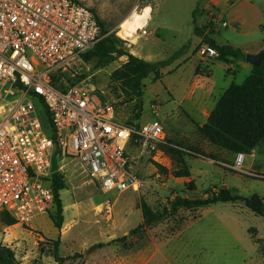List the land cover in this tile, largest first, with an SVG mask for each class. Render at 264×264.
<instances>
[{
    "label": "rangeland",
    "instance_id": "374dc122",
    "mask_svg": "<svg viewBox=\"0 0 264 264\" xmlns=\"http://www.w3.org/2000/svg\"><path fill=\"white\" fill-rule=\"evenodd\" d=\"M76 1L92 9L105 36L122 39L121 46L131 54L150 62H166L159 68L163 78L157 79L152 74L142 81L141 108H138L137 100L122 103L124 96H119L121 91L110 80L112 72L126 59H116L96 71L92 69V63H82L78 69L80 73L91 70L93 83L114 105L123 122H132L138 114H141L142 123L160 120L165 127L166 144L160 145L155 153L142 149L135 141L130 145V169L140 181L138 190L105 192L97 179L82 173L76 159L59 157V171L67 183L61 192L64 205L85 206L76 216V224L65 237L66 241L58 247L59 256L77 252L85 255L89 246L83 241L105 242L112 234L119 238L121 248L133 247L138 238L156 240L159 247L170 250H167V260L171 264H264V211L255 213L241 201L218 202L194 209L179 208L152 224L141 217L146 207L153 211L166 206L172 208V202L179 196L205 199L222 188L242 196L257 194L264 202V179L232 169L230 166L234 162L224 158L227 152L210 144L197 132L198 125L207 121L204 109L211 112L224 91L232 83L242 84L252 69L236 66L234 73L227 72L201 60L196 54L201 37L194 30L195 26L205 30V26H210L215 19L219 33L210 34L211 37L221 43L231 41L244 51H256L264 47V28L251 36L240 35L234 31L237 24L229 20H240L247 14L250 22L260 18L264 25V12L260 11L262 17L259 16L254 5L230 8L227 0H213V3L212 0ZM252 1L257 4L259 0ZM134 11L152 14L146 27L150 32L148 36H141L139 28L131 36L124 35L121 24ZM223 20L230 24L223 27ZM199 68L203 73L210 71L211 74L198 73ZM38 111L43 118L44 130L50 135L51 126L40 105ZM221 162L230 164L225 166ZM244 168L255 174L264 172V144L246 155ZM181 170H188L190 175L177 177L175 173ZM66 212L67 216L74 215L72 207ZM3 225L0 217V244L5 238ZM49 225L52 234L46 232L47 237L52 235L53 239H58V229L52 223ZM124 236L127 239L122 240ZM41 253L43 264L55 263L53 248ZM33 258L35 255L24 261L16 257V261L32 264ZM81 258L75 260L81 262ZM151 264L168 263L157 255Z\"/></svg>",
    "mask_w": 264,
    "mask_h": 264
},
{
    "label": "built area",
    "instance_id": "2783aa9c",
    "mask_svg": "<svg viewBox=\"0 0 264 264\" xmlns=\"http://www.w3.org/2000/svg\"><path fill=\"white\" fill-rule=\"evenodd\" d=\"M147 26L148 21L139 27L141 36L150 34ZM103 37L94 11L76 0H0V213L22 224L49 213L55 144L60 156L76 159L105 192L140 187L130 169L135 135L150 153L166 144L160 120L140 121L138 127L123 122L91 72H79L80 64H88L83 55ZM197 53L206 62L219 56L206 42ZM120 59L127 62L128 56ZM41 101L54 137L44 130ZM246 155L237 154L230 167L264 179V172L245 170Z\"/></svg>",
    "mask_w": 264,
    "mask_h": 264
},
{
    "label": "trees",
    "instance_id": "16d2710c",
    "mask_svg": "<svg viewBox=\"0 0 264 264\" xmlns=\"http://www.w3.org/2000/svg\"><path fill=\"white\" fill-rule=\"evenodd\" d=\"M197 12L198 8L194 11L195 16ZM100 26L104 37L93 50L83 55V60L86 63H92V69L96 71L103 66L109 65L116 59L118 60L121 56L127 55V62L112 72L110 80L115 85V88L121 91V95L119 96H124L122 103H129L134 100L138 101V98L143 95L144 83L142 81L152 74L157 79L161 78L159 68L164 66L166 62H150L131 54L121 46L122 39L114 35L105 36L101 23ZM194 30L199 36L203 37L206 43L217 49L219 53V56L216 58L217 60L227 63L232 60H246V54L239 48H234L231 45L217 44L216 41L203 34V28L195 26ZM85 75L87 76V74L81 75L79 80L83 79L81 77L85 78ZM41 107L44 118L50 124L52 130L50 115L43 103ZM139 107L141 108L138 102ZM140 118L141 114H138L135 120L125 123L138 127L137 122L140 121ZM197 132L210 144L223 149L229 154L235 155V157L239 153L251 154L254 149L264 144V57L257 66H253L252 72L242 84L232 83L224 91L216 107L208 116L207 121L203 125H198ZM50 136L54 137L53 131H51ZM134 141L137 142L136 135L132 142ZM59 157H61L60 149L56 146V156L54 157L52 166L53 173L49 178L54 192V200L48 214L55 226L61 229L64 223L61 192L67 187V183L65 176L59 171V163H57ZM175 174L177 177H188L190 175L188 170H181ZM190 183L194 188V184ZM237 201L243 202L246 207L255 213L262 214L264 211V202L257 194L242 196L233 193L228 188H222L205 199L179 196L172 202V208L166 206L162 210L153 211L146 207L143 209V217L149 224H152L163 220L168 214L179 208L194 209L218 202L228 203ZM0 217L3 224L7 226L18 223L8 212H1ZM123 239H127V237L124 236ZM46 244L49 246L48 249L53 248L55 250L54 256L58 264L82 257V254L77 253L68 257L59 256L58 247L60 240L48 241ZM0 264L20 263L16 261L15 253L11 248L0 244Z\"/></svg>",
    "mask_w": 264,
    "mask_h": 264
},
{
    "label": "crops",
    "instance_id": "0c3cea01",
    "mask_svg": "<svg viewBox=\"0 0 264 264\" xmlns=\"http://www.w3.org/2000/svg\"><path fill=\"white\" fill-rule=\"evenodd\" d=\"M213 3V0H212ZM226 4L230 8H237L239 5L246 6V5H254L255 8L257 7V11L259 13V16L261 15V12H264V0H259L257 4L254 3L252 0H227ZM208 6V5H207ZM152 8V6H150ZM206 7V6H205ZM261 11V12H260ZM150 13V12H149ZM246 14V13H245ZM150 17L152 14H149ZM262 17V15H261ZM225 21V20H223ZM149 22V20H148ZM229 22L237 24L236 29H234L235 33L240 35H253L259 29H263L264 25H262L261 19H257L255 21H251L249 19V15H245L244 18L240 17V20H233L231 18ZM227 22V26L230 24ZM224 27V26H223ZM203 30V34L207 37L210 36V34H218L219 30L217 28V21L214 19L211 21L210 26H205ZM201 37V40L198 42V46L205 42L203 40V37ZM216 41L219 45H231L234 48H239L237 45H234L231 41H226L227 43H221L218 39L214 37H209ZM197 48H196V54H197ZM243 53H259L264 50V47L259 48L256 51H250L249 49H246L244 51L243 49L239 48ZM209 63H212L213 67L219 66L223 70H227V72H235L236 66L237 67H251L253 69V66L247 62L246 60H232L231 62L227 63L224 61H220L217 59H214L210 61ZM198 73L207 74L210 75L211 72H202V70L199 68L197 70ZM252 72V70H251ZM213 76V74H212ZM161 78H163V75L161 73ZM160 78V79H161ZM206 108V107H205ZM210 111L208 109H204V115L208 118L210 115ZM200 125V124H199ZM225 159L229 160L230 162H234L235 155L225 153ZM223 165L227 166L230 164L229 162H221ZM63 201V200H62ZM87 206V205H86ZM72 207L74 211V215L67 216L66 209ZM85 206H76V203H73L71 205H64L63 203V216H64V223L63 227L61 229H58L49 214L39 216L37 218H34L27 224H22L20 222L7 226H2V233L5 234V238L1 245L11 248L15 256L19 260H26L30 257V255H35L36 258L32 259V264H43V256L41 252H44L46 249L44 247V244L42 241H54V240H60V245L64 243L65 237L68 236V234L73 230V226L76 224L75 218L76 216H79L81 212H83ZM91 209V208H90ZM94 210V207L92 208ZM95 211V210H94ZM141 217L143 218V213L141 212ZM141 218V219H142ZM49 223H52L56 229L59 231V237L58 239H53L52 235L51 237H47L46 232L52 234V231L50 230L51 226ZM109 234V232H108ZM117 237H115L112 234L108 235V240L105 242H85L83 241V244L85 246H89L88 251L85 252V255L81 252L82 258L80 259L81 262H78L77 260H69L65 261L61 264H151V262L154 260V258L157 255H160V257L163 258V260H166L168 264H171L170 261H168V248L167 247H159L156 240L151 238H142V239H136L132 245L133 247L129 248H121L119 246ZM168 250V251H167ZM79 253V252H77ZM74 253L73 255H75ZM92 254H94V257L92 258ZM73 255H63L61 257H68ZM54 264H58L55 260Z\"/></svg>",
    "mask_w": 264,
    "mask_h": 264
},
{
    "label": "bare ground",
    "instance_id": "6f19581e",
    "mask_svg": "<svg viewBox=\"0 0 264 264\" xmlns=\"http://www.w3.org/2000/svg\"><path fill=\"white\" fill-rule=\"evenodd\" d=\"M150 15L148 13H137L134 11L127 19L121 24L123 27L124 35L131 36L140 26L148 21ZM134 37V36H133Z\"/></svg>",
    "mask_w": 264,
    "mask_h": 264
},
{
    "label": "water",
    "instance_id": "95a60500",
    "mask_svg": "<svg viewBox=\"0 0 264 264\" xmlns=\"http://www.w3.org/2000/svg\"><path fill=\"white\" fill-rule=\"evenodd\" d=\"M263 57H264V50L259 53H248L246 54V61L249 62L252 66H257ZM138 102L140 106H142V97L138 98ZM137 124L139 125L140 121H138Z\"/></svg>",
    "mask_w": 264,
    "mask_h": 264
}]
</instances>
